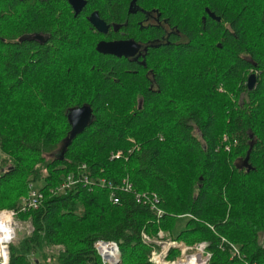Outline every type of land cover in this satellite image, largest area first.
Instances as JSON below:
<instances>
[{
  "label": "trees",
  "instance_id": "obj_1",
  "mask_svg": "<svg viewBox=\"0 0 264 264\" xmlns=\"http://www.w3.org/2000/svg\"><path fill=\"white\" fill-rule=\"evenodd\" d=\"M128 1L90 0L85 13L126 14ZM204 7L222 22H203ZM183 8L186 28H202L152 49L151 88L145 70L98 51L104 38L68 0H0V209H19L36 183L44 194L19 212L33 231L10 264H104L98 240L117 242L121 264H154L143 233L173 234L181 216L173 238L206 242L209 264H264V0ZM35 34L47 40H22ZM84 105L92 118L76 134L71 111Z\"/></svg>",
  "mask_w": 264,
  "mask_h": 264
},
{
  "label": "flooded vegetation",
  "instance_id": "obj_2",
  "mask_svg": "<svg viewBox=\"0 0 264 264\" xmlns=\"http://www.w3.org/2000/svg\"><path fill=\"white\" fill-rule=\"evenodd\" d=\"M145 1V0H144ZM185 0H146V2L138 3L137 0H129L126 14L121 13L122 7L115 8L114 13L109 18L103 17L97 8H93L90 12H86L90 0H86V5L81 12L76 13L75 9L68 0L74 14L79 15L85 13V17L91 23L93 32L103 37L101 41H122L133 42L127 50V54L117 56L118 59L124 60L132 64L134 72L145 70L147 77L150 78L151 88L154 87V67L149 63L153 48L168 49L169 47L179 48L185 43L187 29L194 31L200 30L199 25L188 26L186 28V17L184 16ZM121 2L119 1L118 4ZM206 14L202 16L203 22L208 20L222 22V17L218 16L209 7H204ZM98 13L107 25V32L100 31L91 21V16ZM226 30L232 29L230 21L225 22ZM111 55V54H110ZM145 72V73H146Z\"/></svg>",
  "mask_w": 264,
  "mask_h": 264
},
{
  "label": "built area",
  "instance_id": "obj_3",
  "mask_svg": "<svg viewBox=\"0 0 264 264\" xmlns=\"http://www.w3.org/2000/svg\"><path fill=\"white\" fill-rule=\"evenodd\" d=\"M114 156H119V154ZM84 180L88 183L89 177L84 176ZM75 182L74 177L69 175L59 190L71 189ZM132 188V184L127 179L123 181V190L129 192ZM111 197L116 200L114 194ZM142 197L145 199L146 195L138 194V198L141 199ZM43 199L44 194L34 185H31L30 193L22 198L19 209L10 208L0 211V264H10V246L17 239V232L19 231V223L17 221L19 212H27L39 208ZM152 201L153 208L157 209L159 214H162L163 211L155 205L158 201L157 196L152 198ZM5 230L7 232L9 230V234H5ZM143 239L146 243L154 245L150 255V259L154 264H209L212 258V253L209 251L206 242L197 243L193 246L187 245L178 240H173L164 230H160L158 235L153 237L144 232ZM96 247L104 264H121L122 255L117 242L98 240ZM173 250L179 251L181 257L171 259L170 253Z\"/></svg>",
  "mask_w": 264,
  "mask_h": 264
},
{
  "label": "water",
  "instance_id": "obj_4",
  "mask_svg": "<svg viewBox=\"0 0 264 264\" xmlns=\"http://www.w3.org/2000/svg\"><path fill=\"white\" fill-rule=\"evenodd\" d=\"M73 8L75 9L76 13L81 12L83 7L86 5V0H69ZM91 21L99 29L100 31L107 32L108 25L107 23L100 18L98 13H94L91 16ZM38 40L41 42H45L47 40V37H45L42 34H35L23 37L22 40ZM133 42H122V41H101L97 49L98 51L104 53V54H111V55H117L122 56L123 54H127L128 48L131 46L130 44ZM130 45V46H129ZM257 83V75L256 73H251L248 79V87L250 90L254 89ZM71 118H72V124H73V132L78 133L86 127V125L91 121L92 118V108L88 105H84L82 107L73 109L71 111ZM249 157L245 160V165L248 164Z\"/></svg>",
  "mask_w": 264,
  "mask_h": 264
},
{
  "label": "rangeland",
  "instance_id": "obj_5",
  "mask_svg": "<svg viewBox=\"0 0 264 264\" xmlns=\"http://www.w3.org/2000/svg\"><path fill=\"white\" fill-rule=\"evenodd\" d=\"M2 166H6V163H5V160H4V155H3V153H2V151L0 150V169L2 168ZM39 187H40V183H36V188L37 189H39ZM3 209H10V208H3ZM3 209H0V211L1 210H3ZM17 221H18V223H19V231L17 232V239L14 241V244L16 243H18L19 242V240L27 233V234H30L32 231H33V226H32V223H31V220H29V219H20L19 217L17 218ZM186 222H187V217L186 216H181V217H179V219L177 220V224H176V227H175V229H174V231H173V234L174 235H176L180 230H182L184 227H185V225H186ZM31 231V232H30ZM166 232V231H165ZM167 234H168V236L170 237V238H172L173 240H176L175 238H173L174 237V235L173 234H171V233H168V232H166ZM260 240H261V242L264 244V233H262L261 235H260ZM179 242H183V243H185V244H187V245H191V246H193V245H195V244H197V243H194V244H189V243H186L185 241H183V240H178ZM199 243V242H198ZM201 243V242H200ZM50 251H53V252H56L55 251V249H52V250H50ZM175 252H176V255L174 256V257H171V253H170V258L171 259H176V258H180L181 256H180V252L179 251H176L175 250ZM121 262H122V258H121ZM43 264H55L53 261H51V260H47L46 262H44Z\"/></svg>",
  "mask_w": 264,
  "mask_h": 264
},
{
  "label": "bare ground",
  "instance_id": "obj_6",
  "mask_svg": "<svg viewBox=\"0 0 264 264\" xmlns=\"http://www.w3.org/2000/svg\"><path fill=\"white\" fill-rule=\"evenodd\" d=\"M5 234H9V230H8V232H7V230H5Z\"/></svg>",
  "mask_w": 264,
  "mask_h": 264
}]
</instances>
